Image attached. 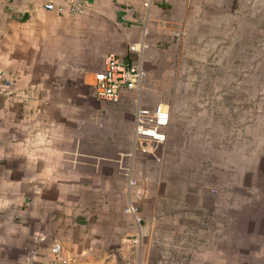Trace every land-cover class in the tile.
I'll list each match as a JSON object with an SVG mask.
<instances>
[{"label":"crops","instance_id":"obj_1","mask_svg":"<svg viewBox=\"0 0 264 264\" xmlns=\"http://www.w3.org/2000/svg\"><path fill=\"white\" fill-rule=\"evenodd\" d=\"M83 1L59 15L0 0V264H264V195L256 214L213 215L201 197L166 216L167 141L135 150V94L159 47L179 41L189 1ZM139 44L140 89L99 100L94 73Z\"/></svg>","mask_w":264,"mask_h":264},{"label":"rangeland","instance_id":"obj_2","mask_svg":"<svg viewBox=\"0 0 264 264\" xmlns=\"http://www.w3.org/2000/svg\"><path fill=\"white\" fill-rule=\"evenodd\" d=\"M188 1L179 41L159 47L135 92L137 107L163 109L171 117L163 147L164 212L172 217L185 200L206 197L213 215L260 213L264 0ZM191 211L183 221L204 214Z\"/></svg>","mask_w":264,"mask_h":264},{"label":"built area","instance_id":"obj_3","mask_svg":"<svg viewBox=\"0 0 264 264\" xmlns=\"http://www.w3.org/2000/svg\"><path fill=\"white\" fill-rule=\"evenodd\" d=\"M44 8L49 12L59 15L77 14L84 10L83 0H42ZM146 7L148 3L144 4ZM146 46L144 44L129 47L131 57L127 61L115 55H108L104 62V68L93 75V89L96 97L101 101L118 103L124 90L137 91L140 89L146 76L142 66V54ZM136 55V57H135ZM0 79H3V72L0 70ZM9 86V82L5 81ZM170 113L163 109H150L138 107L134 114V144L142 153L151 155L158 145H164L167 141V129L170 125ZM127 170V169H126ZM130 186L136 185L130 180ZM135 222L140 223L139 210L133 205L125 209ZM59 264H70L61 261Z\"/></svg>","mask_w":264,"mask_h":264}]
</instances>
